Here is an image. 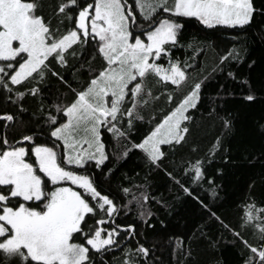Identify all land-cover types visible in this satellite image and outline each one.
Masks as SVG:
<instances>
[{
    "label": "snow or ice",
    "instance_id": "1",
    "mask_svg": "<svg viewBox=\"0 0 264 264\" xmlns=\"http://www.w3.org/2000/svg\"><path fill=\"white\" fill-rule=\"evenodd\" d=\"M188 24L237 43L185 40ZM253 25L264 42V0H0V264H162L147 231L182 196L202 223L169 235L171 264L201 241L264 264V190L250 183L229 218L214 210L223 169L212 174L233 127L216 101L237 96L228 84L244 102L264 92L240 70L256 64L238 43ZM197 113L222 128L203 147Z\"/></svg>",
    "mask_w": 264,
    "mask_h": 264
},
{
    "label": "trees",
    "instance_id": "2",
    "mask_svg": "<svg viewBox=\"0 0 264 264\" xmlns=\"http://www.w3.org/2000/svg\"><path fill=\"white\" fill-rule=\"evenodd\" d=\"M257 31L258 25H253L247 30L246 35L239 37L238 43L246 48L247 58L256 61L251 71L248 70L246 64L241 65L240 70L250 76L251 82L259 90L264 85V42H261L256 35ZM230 35L234 33L227 30L205 36L204 33L197 32L194 25L188 24L183 39L187 40L192 37L206 39L226 50L237 43L230 39ZM227 86L235 90L237 96L235 98L225 97L223 101H216V106L220 116H227L233 124L232 130L224 133V144L229 149V159L227 163L222 157L218 159L212 166V174L216 168L223 169V175L217 178V183L223 186L220 190L221 199L217 200L218 207L214 210L217 214L232 218L235 212L233 204L247 192L250 183L255 182L253 191L257 193L258 199L259 193L264 190V92L258 91L259 98L250 103L239 99V89L234 85L228 84ZM216 90V84L210 85L206 90V96L214 97ZM212 106L209 99H205L204 111L207 112ZM197 117L193 137L203 147L212 137L221 134L222 128L218 119H199L200 113H197ZM125 168L135 169L140 172L141 176L146 173V169L135 159L125 165ZM152 184L153 190L162 192L166 196L169 195L170 185L166 183V178L162 175L154 176ZM157 215L159 219L165 221L167 227L162 229L156 221L155 228L148 230L147 236L150 242H158L156 255L161 258L162 264H171L170 249L167 246L169 235H190L191 231L202 223L201 209L191 198L182 196L173 202L171 215L165 211H160ZM215 232L216 229H212L209 235ZM249 239L251 240L250 236ZM193 249V258L189 264H210L214 257H222L223 264H240L239 248L223 242L218 250L208 248L207 243L203 241L194 244Z\"/></svg>",
    "mask_w": 264,
    "mask_h": 264
}]
</instances>
